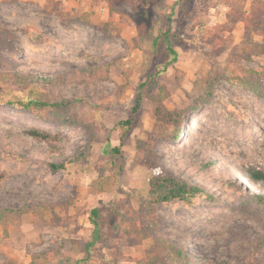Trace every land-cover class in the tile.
Masks as SVG:
<instances>
[{
  "label": "rangeland",
  "instance_id": "1",
  "mask_svg": "<svg viewBox=\"0 0 264 264\" xmlns=\"http://www.w3.org/2000/svg\"><path fill=\"white\" fill-rule=\"evenodd\" d=\"M253 1L161 0L152 10V32L144 35L127 1L114 4L113 16L100 2L85 24L62 12L58 0L42 6L0 0V23L22 48L0 51L6 57L0 73H69L61 85L0 79V264H264V180L254 182L249 174L264 171V90L228 80L264 66V49L251 47L264 44V37L245 36L244 23L234 20L241 12H260ZM170 12L179 39L176 60L165 64L170 57L150 38L166 30ZM91 66H101L107 76L96 77ZM163 66L132 115L137 85ZM154 96L168 110L185 111L177 139L174 125L156 118ZM25 97L80 99L69 105L78 124L6 103ZM132 116L130 128L119 124ZM29 129L52 138L30 135ZM119 144L117 164L110 167L109 149ZM78 154L65 169L50 165ZM162 171L208 193L193 204H152L158 224L137 242V197L147 196L149 179ZM95 206L101 238L86 257ZM171 249L181 250V258H173Z\"/></svg>",
  "mask_w": 264,
  "mask_h": 264
},
{
  "label": "trees",
  "instance_id": "2",
  "mask_svg": "<svg viewBox=\"0 0 264 264\" xmlns=\"http://www.w3.org/2000/svg\"><path fill=\"white\" fill-rule=\"evenodd\" d=\"M108 3L109 14L113 16V13L117 11L114 8V4L120 3L121 1H127L131 4L133 12L135 13L133 19L136 25L137 30L144 34L149 35L152 32V27L154 22L152 21L151 15L152 10L155 6L161 4V0H106ZM264 2L262 0H254L252 3V7L254 9H259L254 16L251 14H244L243 12L239 13L236 20H241L245 26V36L248 35H261L264 37V24L263 26L260 24V21L264 22V6L262 5ZM171 12L169 16H167L168 26L166 30L159 31L156 35L151 36L150 41L153 46H162L163 51L170 58L165 64L169 62H173L176 60L177 51L174 47V43L179 39V34L172 30L170 25L171 22ZM232 13H228V17L231 18ZM228 18V19H229ZM260 19V20H259ZM76 21H80L83 23L89 24V19L87 18V14H82L80 17L74 18ZM233 20V21H234ZM101 30L108 35L109 31L107 28H101ZM35 33V32H34ZM28 35H33V33L28 32ZM37 35V34H36ZM110 35V34H109ZM35 36V35H33ZM38 36V35H37ZM254 49L262 50L264 49V44L257 43L255 46H251ZM245 50H249L248 45L245 44ZM22 48L16 43L14 39V35L12 32L5 26L0 23V51L6 52H16L20 53ZM6 58L0 52V59ZM165 66L160 70H157L153 73H148L146 75V79L140 82L137 85L136 95L134 98L133 105L131 106V114L134 115L141 108L144 93L146 90L153 88L157 84V77L164 70ZM90 70H94L96 77H101L104 79L107 74L103 75V69L101 66L89 67ZM105 73V72H104ZM69 73H61L52 76H30L24 75L18 72H4L0 73V79H6L18 85H27L30 81L35 83H43L46 85H61L67 78ZM230 81H236L241 85L249 87L250 89L256 92H263L264 90V66L261 71L256 69H248L243 74H233L228 78ZM164 90V87H162ZM155 100L159 103L156 107V118L160 121H163L165 125H174V131L172 133V138L177 139L182 134V127L184 126V110H168L163 105H161L162 97H155ZM3 100L0 98V102ZM80 99H68L64 98L60 101L49 102L45 100L33 99L31 97H25L23 100L13 101L7 100L6 103H11L19 108L28 110L32 112L37 117L43 119H51L53 117H57L58 122L67 123L70 125L78 124V118L70 112L69 105L73 102H79ZM203 101V100H202ZM68 111L67 114H65ZM67 115V116H66ZM133 122V116L129 117L125 120H121L119 124L126 126V128H130ZM27 133L30 135L40 137L42 139H50L52 136L44 131H40L38 129H29ZM120 145L112 147L109 149V153L113 156L110 158L109 166L114 167L117 162L115 160V155L119 154ZM82 155H76L73 158H70L66 161L52 162L50 163L53 170L65 169L66 166L71 163L73 160L79 159ZM118 172L122 171V166L118 163ZM250 179L254 182L264 180V171L253 169L250 170ZM148 192L147 196H138L137 198L141 200L140 206L137 210L133 211V216H136L140 222V227L138 230H135L136 233V241H140L142 238L148 236L152 231L155 230L157 226V220L155 218V211L152 206L154 203H163V202H171L174 200L181 201L186 204H193L196 201V198L202 195H206L208 193L204 187L200 184L195 183L185 177L180 175L171 174L169 172H158L153 175L148 181ZM130 191V190H128ZM260 199L264 197L259 196ZM122 204H120L121 206ZM125 211H130L131 209L125 206ZM1 212V210H0ZM90 222L93 225L91 230L90 239L84 242V250L86 252V257H89L93 252V246L95 243L100 241L101 238V222H100V209L98 207H92L89 210ZM171 247V245H170ZM170 254L173 258L180 259L183 255L181 250L171 249ZM188 259L187 257L185 258ZM188 261V260H187Z\"/></svg>",
  "mask_w": 264,
  "mask_h": 264
},
{
  "label": "crops",
  "instance_id": "3",
  "mask_svg": "<svg viewBox=\"0 0 264 264\" xmlns=\"http://www.w3.org/2000/svg\"><path fill=\"white\" fill-rule=\"evenodd\" d=\"M38 1L39 5L42 6L45 4V1L48 2V0H36ZM58 8L62 12H72L77 14L76 17L82 16V14H87V18H89V22L91 24L90 19H92V16L94 15L96 9L100 5V2H104L106 5H108L106 0H58ZM87 4V5H85ZM108 13V11H107ZM74 17V18H76ZM80 22V21H78ZM83 23V22H81ZM87 24V23H85Z\"/></svg>",
  "mask_w": 264,
  "mask_h": 264
}]
</instances>
